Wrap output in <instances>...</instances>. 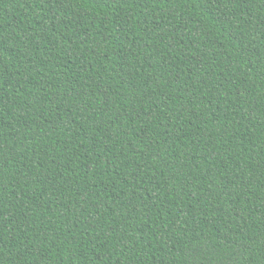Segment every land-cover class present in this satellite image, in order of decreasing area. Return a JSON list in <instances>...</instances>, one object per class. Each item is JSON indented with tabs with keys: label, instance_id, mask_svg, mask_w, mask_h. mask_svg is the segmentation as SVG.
Returning a JSON list of instances; mask_svg holds the SVG:
<instances>
[{
	"label": "trees",
	"instance_id": "obj_1",
	"mask_svg": "<svg viewBox=\"0 0 264 264\" xmlns=\"http://www.w3.org/2000/svg\"><path fill=\"white\" fill-rule=\"evenodd\" d=\"M0 264H264V0H0Z\"/></svg>",
	"mask_w": 264,
	"mask_h": 264
}]
</instances>
